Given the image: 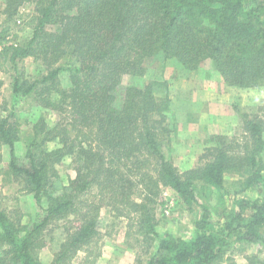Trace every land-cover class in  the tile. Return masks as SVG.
Here are the masks:
<instances>
[{
    "label": "trees",
    "instance_id": "obj_1",
    "mask_svg": "<svg viewBox=\"0 0 264 264\" xmlns=\"http://www.w3.org/2000/svg\"><path fill=\"white\" fill-rule=\"evenodd\" d=\"M23 5L31 11L18 16ZM22 23L30 35L18 34ZM161 55L189 68L208 59L229 85L256 87L264 80V0H0V72L11 77L17 101L0 111V176L21 181L38 202L48 197L37 221L24 223L0 210V243L12 264H42L44 230L70 218L51 264H69L80 251L90 258L103 235V208L127 217L128 234L143 237L147 258L138 264H226L233 247L247 245L264 253V120L247 117L241 140L219 136L199 165L180 170L164 154L171 134L169 84L125 82L144 75L145 61ZM29 57L45 66L35 79L24 68ZM156 86L166 88L161 101ZM32 94L65 121L39 119L20 158L16 104ZM54 140L59 147H43ZM66 156L73 157L76 176L61 194H49L55 164ZM227 173L238 175L231 202ZM164 187L196 214L188 239L157 232ZM215 196L221 206L206 202ZM250 260L264 264L258 254Z\"/></svg>",
    "mask_w": 264,
    "mask_h": 264
},
{
    "label": "rangeland",
    "instance_id": "obj_2",
    "mask_svg": "<svg viewBox=\"0 0 264 264\" xmlns=\"http://www.w3.org/2000/svg\"><path fill=\"white\" fill-rule=\"evenodd\" d=\"M30 11V6L23 5L18 16L29 14ZM20 26L21 30L18 31L20 36L30 35L29 28L22 29L23 23ZM144 65H146L144 75H139L136 79L127 76L125 82L139 83V86L144 85L143 87L154 80L166 81L169 84L168 96L171 101L168 106V121L171 134L164 146V154L180 170H188L199 165L202 154L206 149L218 144L219 136L241 137L244 120L247 117L264 120V80L256 87L250 88L229 85L216 65L208 59L196 68H189L176 58L166 59L161 55L154 60L145 61ZM24 68L31 79L45 71L44 64L33 57L25 59ZM0 79L3 81L0 89L1 111L2 106L11 108L17 101L12 94L9 74L1 71ZM61 80L63 86L70 85L66 74L61 76ZM154 94L161 101V98L167 95L166 88L156 86ZM41 104L35 94L16 104L22 133L20 140L15 144V153L20 158L27 156L35 135L34 124L39 119L45 118L48 125H55L58 120H64L56 110ZM71 134L73 135V132ZM42 137H45L44 133L38 136V140H42ZM59 146L57 140L47 141L43 145L49 151ZM2 154L3 163L8 164L11 153L7 145L3 146ZM74 165L72 156H66L62 162L55 164V172L51 174V182L48 185L49 194L59 195L63 192L69 180L76 176ZM237 177L236 173H227L225 185L230 192L227 196L228 202L232 201V194L237 188L232 184ZM206 199L211 205L221 206L216 196L210 200L208 197ZM47 203L46 195L38 202L21 181L11 183L0 176V210H6L14 220L21 218L24 223L39 220L43 215L42 207H46ZM155 217L157 232L161 236L173 234L188 239L194 234L196 214L191 212L185 203L179 201L177 193L171 188L164 187L161 190L156 203ZM100 219L103 235L94 246L95 252L87 259V253L80 251L69 264H138L139 259L147 258L146 245L141 234H128L130 220L127 217H116L109 208H103ZM73 220L70 218L68 221L50 223L44 230L47 243L39 251L42 264L53 262L60 244L65 239L66 228ZM4 248L6 246L0 243V264H12L10 256L4 253ZM229 254L232 255V259L226 264H251L250 258L254 254L264 257V253L256 245L233 247Z\"/></svg>",
    "mask_w": 264,
    "mask_h": 264
}]
</instances>
